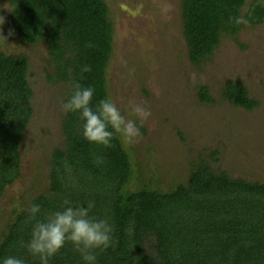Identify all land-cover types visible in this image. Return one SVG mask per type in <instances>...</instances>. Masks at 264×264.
<instances>
[{
	"label": "trees",
	"instance_id": "1",
	"mask_svg": "<svg viewBox=\"0 0 264 264\" xmlns=\"http://www.w3.org/2000/svg\"><path fill=\"white\" fill-rule=\"evenodd\" d=\"M7 2L14 33L24 44L46 45L58 80L70 87L79 82L93 88V107L109 98L106 70L113 26L103 0ZM246 2L179 0L181 35L193 66L206 62L223 37L234 38L241 31L243 25H230L229 17L243 16L249 25L264 23V0H254L242 14ZM85 65L91 71L82 73ZM27 75L25 55L0 51V197L20 175V140L32 116ZM198 96L211 102L206 87L199 88ZM222 96L248 112L258 106L241 82L227 81ZM82 125L79 113L65 116L67 149L54 154L48 193L30 205L39 204L37 219H44L50 212L62 211L66 199L85 208L93 202L90 216L108 221L114 241L107 249L96 250L94 264H264V183L214 173L200 161L191 168L186 184L169 193L147 188L130 193L126 189L132 168L120 138L114 137L111 147L90 144L82 136ZM98 158L103 162L96 163ZM28 208L16 212L6 226L0 264L8 256L40 264L25 247L35 223L29 221ZM151 238L154 245L147 253L144 247ZM49 264L87 262L66 244Z\"/></svg>",
	"mask_w": 264,
	"mask_h": 264
},
{
	"label": "rangeland",
	"instance_id": "2",
	"mask_svg": "<svg viewBox=\"0 0 264 264\" xmlns=\"http://www.w3.org/2000/svg\"><path fill=\"white\" fill-rule=\"evenodd\" d=\"M103 1L113 26L108 97L129 119H136L129 116L130 102L151 112L136 142L120 139L132 168L126 191L169 193L186 184L200 161L214 173L263 184L264 23L243 25L234 38L223 37L213 55L195 67L181 35L179 0ZM253 1L247 0L242 14ZM9 14L7 0H0V35L6 37V42L0 39V51L28 60L32 116L20 140V175L0 197V239L16 212L48 193L54 154L67 149L61 104L71 90L56 77L43 42L27 45L16 33L8 36L13 30ZM227 81L241 82L258 106L248 112L228 103L222 96ZM201 86L208 89L211 102L200 100ZM153 245L152 238L146 242L147 253Z\"/></svg>",
	"mask_w": 264,
	"mask_h": 264
},
{
	"label": "clouds",
	"instance_id": "3",
	"mask_svg": "<svg viewBox=\"0 0 264 264\" xmlns=\"http://www.w3.org/2000/svg\"><path fill=\"white\" fill-rule=\"evenodd\" d=\"M4 24V18L0 17V25ZM229 24L237 26L247 25L248 20L243 16L229 17ZM14 35L9 30L8 36ZM0 39L6 42V37L0 35ZM90 46V45H89ZM91 67L85 65L81 72H89ZM195 77L193 76V80ZM72 91L66 101L61 104V111L79 113L83 121L82 136L90 144L111 147L114 137H119L125 144H132L141 136L140 128L151 116L150 110L130 102L129 116L136 119H129L121 113L113 99L104 98L92 106L94 89L83 87L79 82L71 85ZM139 121V126L137 124ZM98 158L96 163H102ZM62 211L48 213L44 219H37L41 213L39 204H32L27 209L29 221H35L31 230V238L25 245L27 252L34 258H38L40 264H49V260L57 255L66 244H71L73 250L87 262L94 264L96 261V250H103L110 247L114 241L111 233L112 226L106 219H96L90 216L94 203L89 201L87 208L73 206L67 199ZM3 264H24L20 258L8 256L3 259Z\"/></svg>",
	"mask_w": 264,
	"mask_h": 264
}]
</instances>
